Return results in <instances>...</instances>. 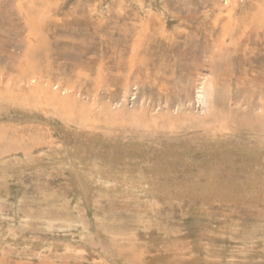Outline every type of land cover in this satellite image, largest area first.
<instances>
[{"label": "rangeland", "instance_id": "obj_1", "mask_svg": "<svg viewBox=\"0 0 264 264\" xmlns=\"http://www.w3.org/2000/svg\"><path fill=\"white\" fill-rule=\"evenodd\" d=\"M0 264H264V0H0Z\"/></svg>", "mask_w": 264, "mask_h": 264}]
</instances>
